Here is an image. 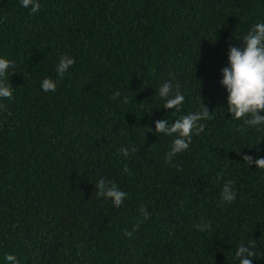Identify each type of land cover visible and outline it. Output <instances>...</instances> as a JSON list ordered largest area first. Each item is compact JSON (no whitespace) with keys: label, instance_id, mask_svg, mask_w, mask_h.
Instances as JSON below:
<instances>
[{"label":"trees","instance_id":"trees-1","mask_svg":"<svg viewBox=\"0 0 264 264\" xmlns=\"http://www.w3.org/2000/svg\"><path fill=\"white\" fill-rule=\"evenodd\" d=\"M40 4L29 15L19 0H0V55L13 62L12 98L0 100V259L238 264L243 243L264 264V170L242 159L264 156V128L231 119L219 84L229 47L264 21V0ZM61 55L75 63L57 79ZM46 77L54 92L41 90ZM169 80L185 97L179 111L156 94ZM202 104L203 130L166 163L172 137L148 128ZM127 146L136 151L123 158ZM101 178L128 193L119 208L97 197ZM229 180L231 204L220 199ZM201 220L207 231L194 228Z\"/></svg>","mask_w":264,"mask_h":264},{"label":"clouds","instance_id":"clouds-1","mask_svg":"<svg viewBox=\"0 0 264 264\" xmlns=\"http://www.w3.org/2000/svg\"><path fill=\"white\" fill-rule=\"evenodd\" d=\"M22 8L28 10L29 15L37 14L41 9L40 0H19ZM75 63L69 55H61L58 63L54 66L57 79H62L69 68ZM13 62L3 55H0V100H9L13 95V87L8 82V77L13 74L11 69ZM219 84L226 92V109L231 119L241 120L244 124L257 130L264 128V21L253 24L242 37V47H229L227 53V64L221 69ZM57 80L44 78L40 83L43 92H54ZM156 94L164 101L163 109L179 111L185 97L179 91H173L172 82L165 81L158 86ZM119 95V93H115ZM210 118V112L203 104L194 112L181 115L170 122L163 118L154 122V130L148 128L153 135L172 137L169 150L165 154V162L170 163L174 157L189 149L193 135L199 134L204 125L200 121ZM260 141L257 143V145ZM134 146L121 147L119 153L127 158L134 153ZM243 162L255 169L264 170V156L255 159L252 156L244 155ZM124 172H128L125 167ZM97 197L110 200L115 208H119L128 198V193L121 190L118 185L111 181L98 179L95 183ZM222 203L231 204L236 199V191L232 181L222 185L220 192ZM143 220H147L150 213L141 206L139 208ZM142 222V221H141ZM197 231H207L210 223L201 220L194 225ZM125 235H131L125 231ZM238 264H252L254 251L250 245L239 244L234 252ZM0 264H20L17 256L13 253H4Z\"/></svg>","mask_w":264,"mask_h":264}]
</instances>
